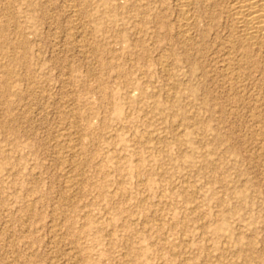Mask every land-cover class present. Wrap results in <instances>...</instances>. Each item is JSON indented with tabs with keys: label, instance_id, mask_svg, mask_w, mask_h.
<instances>
[{
	"label": "rangeland",
	"instance_id": "obj_1",
	"mask_svg": "<svg viewBox=\"0 0 264 264\" xmlns=\"http://www.w3.org/2000/svg\"><path fill=\"white\" fill-rule=\"evenodd\" d=\"M182 5L0 0V264H264V52Z\"/></svg>",
	"mask_w": 264,
	"mask_h": 264
},
{
	"label": "bare ground",
	"instance_id": "obj_2",
	"mask_svg": "<svg viewBox=\"0 0 264 264\" xmlns=\"http://www.w3.org/2000/svg\"><path fill=\"white\" fill-rule=\"evenodd\" d=\"M190 1L191 0H183V5L181 8L182 14L185 16L184 17V23H183V28L188 30L189 27L192 25L191 24V16L189 15V9H190ZM192 4V3H191ZM225 4L227 6V14L229 15V18H231L232 22V27H231V36L235 40L233 43L234 46H237L240 52L245 53L248 57H251L254 59L256 57V52H264V0H225ZM191 28V27H190ZM189 31V30H188ZM190 41V40H189ZM237 44V45H235ZM230 45L231 47H234ZM232 49V48H231ZM237 50V49H236ZM231 52V50L229 51ZM233 52H236L233 50ZM96 53V52H95ZM238 53V52H237ZM93 54V53H92ZM236 54V53H235ZM261 54V53H260ZM233 55V54H232ZM240 55V53H239ZM238 56V54H237ZM133 57V56H132ZM229 57V55L227 56ZM225 57V58H227ZM232 57V56H231ZM231 57L223 60V69L225 71L224 79L227 81L229 84H235L238 81V72L235 73L234 67H232V59ZM234 57V55H233ZM240 57V56H239ZM260 57V56H259ZM236 58V57H235ZM246 58V56H244ZM98 59V58H97ZM243 60V58H242ZM248 60V59H247ZM246 60V61H247ZM235 61V59H234ZM257 62V61H256ZM264 62V61H262ZM99 63V62H98ZM255 63V62H254ZM237 64V62H236ZM241 64L243 62L241 61ZM247 64V63H246ZM260 64V63H259ZM235 66V64H233ZM239 65V64H237ZM264 65V64H263ZM246 66V65H245ZM238 67V66H237ZM247 67V66H246ZM250 67V66H249ZM104 68V67H103ZM239 68V67H238ZM248 68V67H247ZM246 68V69H247ZM252 68V67H251ZM254 69V68H253ZM242 70V69H241ZM238 71V70H237ZM237 74V75H236ZM240 79V78H239ZM241 81V80H240ZM243 81V80H242ZM101 85V84H100ZM238 85V83H237ZM241 85V84H240ZM233 86V85H232ZM234 87V86H233ZM136 88V87H135ZM98 89V88H97ZM100 89V88H99ZM103 89V88H101ZM109 90V89H108ZM104 94H106L105 89L103 90ZM107 95V94H106ZM105 95V96H106ZM108 96V95H107ZM106 96V98H108ZM104 97V96H103ZM107 100V99H105ZM83 102V101H82ZM110 102V101H109ZM130 103L136 105V100L135 99H130ZM123 107L122 106H117L116 107V112L119 116L123 115ZM114 109V108H113ZM115 110V109H114ZM115 112V111H114ZM92 118V117H91ZM78 125V124H77ZM87 125V124H86ZM75 127V126H74ZM78 127V126H77ZM69 128V127H68ZM68 128L63 129L66 130ZM73 128V127H70ZM79 129V128H78ZM77 129V130H78ZM73 130V129H70ZM69 130V131H70ZM75 130V129H74ZM81 130V129H80ZM67 131V130H66ZM68 132H65L61 135H59V141H56L58 144V148L56 146V149H58L59 153L61 150L66 153V156L61 157V163L63 166L65 164L71 162L72 164L75 163L76 157L80 156V153L77 151L75 148V145L73 146V143L70 142V134ZM76 131V130H75ZM81 132V131H80ZM80 134V133H79ZM77 135V134H76ZM73 137V136H72ZM79 137V136H78ZM101 138V137H100ZM79 139V138H78ZM80 140V139H79ZM80 146V145H79ZM60 147V151H59ZM55 149V150H56ZM61 151V152H62ZM60 152V153H61ZM63 152V153H64ZM59 153V155H60ZM64 153V154H65ZM82 153V152H81ZM60 158V157H59ZM127 159V158H126ZM104 160V159H103ZM80 161V160H79ZM137 162V161H136ZM79 163V162H77ZM81 163V162H80ZM95 165V164H94ZM70 166V165H69ZM75 166V165H73ZM67 167V166H66ZM71 167V166H70ZM85 167V166H84ZM64 168V167H63ZM144 169V164L139 165L138 170H143ZM71 170V169H70ZM69 173V172H67ZM138 173H141L138 171ZM72 174V173H71ZM80 174V173H79ZM66 176V175H65ZM80 179V178H79ZM85 182V181H84ZM66 189L67 191L71 192L75 189L76 185L73 182V176H67V181H66ZM79 183V182H78ZM83 185V184H82ZM81 186V185H80ZM79 187V186H78ZM65 189V190H66ZM82 188H80L81 190ZM72 194V193H71ZM110 199V198H109ZM32 207V206H31ZM127 217V216H126ZM72 223V222H71ZM110 235V234H109ZM58 237V236H57ZM108 237V236H107ZM73 243V242H72ZM74 253V252H73ZM72 253V254H73ZM71 254V255H72ZM76 261L79 263L80 261L82 262L83 258H79L76 254L73 255Z\"/></svg>",
	"mask_w": 264,
	"mask_h": 264
}]
</instances>
